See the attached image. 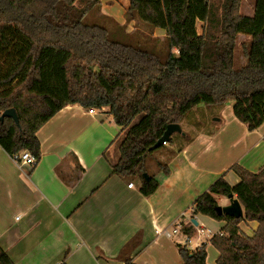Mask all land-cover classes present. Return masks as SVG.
Wrapping results in <instances>:
<instances>
[{
	"label": "trees",
	"instance_id": "trees-1",
	"mask_svg": "<svg viewBox=\"0 0 264 264\" xmlns=\"http://www.w3.org/2000/svg\"><path fill=\"white\" fill-rule=\"evenodd\" d=\"M262 3L250 16L240 11L242 0H129L127 22L137 21L155 40L160 38L154 29L165 31L168 56L162 59L147 48L143 32H127L115 21L134 44L97 23L107 16L102 0H0V146L12 157L27 149L37 164L42 154L38 131L62 108L108 106L124 132L113 173L137 178L140 192L151 196L159 186L157 172L167 175L170 169L157 161V172H151L148 157L167 144L171 157L193 138L186 131L174 133L167 144L151 150L169 124L181 123L200 105L221 111L231 100L236 118L249 130L264 123V61L236 66L239 35L264 39ZM243 49L250 59V48ZM10 108L18 123L9 116L1 119ZM228 170L240 182L232 186L223 173L194 201L192 216L226 221L224 235L210 239L219 251L217 264H264V166L252 172L234 163ZM230 193L244 207L243 217L217 213L216 195ZM244 220L258 223L252 236L240 228ZM182 230L189 237L196 227L192 223ZM139 240L137 234L124 251ZM178 247L182 264H207L206 243ZM0 264H15L1 245ZM125 264L138 263L128 257Z\"/></svg>",
	"mask_w": 264,
	"mask_h": 264
},
{
	"label": "crops",
	"instance_id": "crops-1",
	"mask_svg": "<svg viewBox=\"0 0 264 264\" xmlns=\"http://www.w3.org/2000/svg\"><path fill=\"white\" fill-rule=\"evenodd\" d=\"M104 7L125 23L124 6ZM226 106L214 115L219 127L207 116L215 111L201 109L204 129L162 159L170 172L156 169L159 186L148 197L137 178L113 173L124 132L108 106L62 108L38 131L42 154L33 167L18 164L0 146V245L15 264H125L128 257L138 264H182L178 244L206 243L207 264H217L219 251L210 239L224 232L225 220L194 216L198 225L189 239L183 230L171 237L166 232L192 216L194 201L223 173L232 186L240 182L231 165L252 172L264 166V123L251 131ZM216 199L229 204L227 196ZM257 227L256 221L240 223L250 236ZM137 234L138 245L124 251Z\"/></svg>",
	"mask_w": 264,
	"mask_h": 264
},
{
	"label": "rangeland",
	"instance_id": "rangeland-1",
	"mask_svg": "<svg viewBox=\"0 0 264 264\" xmlns=\"http://www.w3.org/2000/svg\"><path fill=\"white\" fill-rule=\"evenodd\" d=\"M258 1L259 0H242V4H241V12L245 15H256L257 10H258ZM116 3V4H115ZM103 5H105L106 7H104L105 9H109V8H115L116 10H121V6L125 7L126 10V5H129V0H102V11H103ZM113 5L115 7H113ZM124 10V9H122ZM104 13V11H103ZM126 13V11H125ZM259 13L261 15H263L264 17V3H262ZM106 14V13H104ZM106 18L101 21V20H97V23H100L106 27H108L109 29H112L114 31V33H118V37L120 40H125L127 42L130 43H134L136 44L137 42L132 38L129 37L127 40L125 39L126 36H124L120 31L117 30V25L115 23L118 22L113 16H111L110 14H106ZM125 16V14H124ZM119 23V22H118ZM121 25H125L126 26V31L127 32H133L134 30L136 31H140L143 32V34L148 35L147 38L145 40H147L146 46L148 49L150 50H155L156 52H158L162 59H166L168 56V41L166 39H164L165 36V31L163 29H154V33L153 35L155 37H159L160 39L155 40L152 35H149L150 32L148 30H146L144 27H140L138 26V22L137 21H130L127 22L125 21L124 24ZM202 26L203 23L201 21L197 22V27H198V31L199 33H201L202 30ZM262 27V26H261ZM139 37V36H138ZM141 37V34H140ZM146 37V36H145ZM137 40V39H136ZM143 40V42L145 41ZM237 49H236V66L240 67L245 65L248 61H252V62H260L261 60L264 61V39L260 40L259 38H257L256 36H247V35H239L238 37V42H237ZM247 46L250 48V52H251V57L250 59H248L245 56L244 53V49L243 46ZM233 103L234 101L231 100L229 101V103L226 106V111L229 112L230 114H233ZM204 105H200L199 107L194 108L190 113H188L185 117L184 120L182 121V126L184 128V132L186 131L187 134L189 136L193 135V132H198L204 129V122H201V109H205L203 108ZM213 111H216L215 108H211L209 110L210 113H212ZM208 111H206L207 113ZM208 114V113H207ZM217 113L214 112V114H209L207 115L209 117V119H211L213 121V126H220V122L214 121V118H217ZM139 119V117L136 119L135 122H137ZM201 120V121H200ZM167 144V143H166ZM169 150L172 152L173 148L171 144H167L165 149H159L156 152H154L151 156L148 157L147 159V166H149V170L151 172H156V162L157 161H162V159L164 158V161L168 158V155L170 154ZM176 239L178 238H182V235H176L175 236Z\"/></svg>",
	"mask_w": 264,
	"mask_h": 264
},
{
	"label": "water",
	"instance_id": "water-1",
	"mask_svg": "<svg viewBox=\"0 0 264 264\" xmlns=\"http://www.w3.org/2000/svg\"><path fill=\"white\" fill-rule=\"evenodd\" d=\"M9 116V117H13L16 122H19V117L18 114L16 112V110L14 108H10L7 109L3 112L1 119H4V117ZM174 133H183V129L180 125V123H171L167 126V129L164 133V135L157 141V143L152 146L150 149L154 150L156 148H159L161 146H163L164 144L168 143L171 140V137ZM143 176L145 178H148V173H143ZM228 199H229V204L227 205H217L216 207V211L219 215H229L232 217H243L244 216V211H243V207L241 202L239 201V199L237 197H234V193H230L229 195H227ZM192 222L194 225H198V221L196 220V218L192 219Z\"/></svg>",
	"mask_w": 264,
	"mask_h": 264
},
{
	"label": "built area",
	"instance_id": "built-area-1",
	"mask_svg": "<svg viewBox=\"0 0 264 264\" xmlns=\"http://www.w3.org/2000/svg\"><path fill=\"white\" fill-rule=\"evenodd\" d=\"M18 164L20 165H30V166H34L36 165V158L35 156L27 149L21 151L18 155L12 157ZM134 185L133 182L129 183V186L132 187ZM192 218H194V216H190V217H182V221L177 223L176 226L171 230V231H167L166 234L167 236H173L174 234L178 233L179 231H182V227L183 225H186L188 223H193L192 222ZM218 235L223 236L224 232H220L218 233ZM187 238L189 239V237L187 236ZM199 246V245H197Z\"/></svg>",
	"mask_w": 264,
	"mask_h": 264
}]
</instances>
